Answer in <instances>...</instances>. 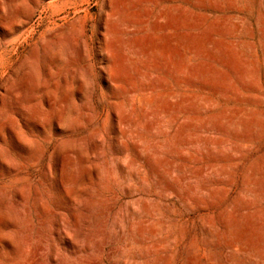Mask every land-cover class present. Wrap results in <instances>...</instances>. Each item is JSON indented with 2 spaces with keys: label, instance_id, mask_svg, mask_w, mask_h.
Masks as SVG:
<instances>
[{
  "label": "rangeland",
  "instance_id": "obj_1",
  "mask_svg": "<svg viewBox=\"0 0 264 264\" xmlns=\"http://www.w3.org/2000/svg\"><path fill=\"white\" fill-rule=\"evenodd\" d=\"M0 264H264V0H0Z\"/></svg>",
  "mask_w": 264,
  "mask_h": 264
}]
</instances>
